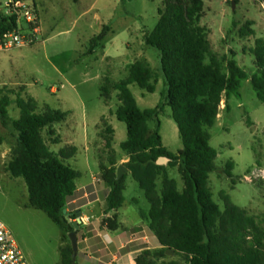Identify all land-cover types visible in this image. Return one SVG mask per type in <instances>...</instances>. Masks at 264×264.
Listing matches in <instances>:
<instances>
[{"label":"rangeland","instance_id":"374dc122","mask_svg":"<svg viewBox=\"0 0 264 264\" xmlns=\"http://www.w3.org/2000/svg\"><path fill=\"white\" fill-rule=\"evenodd\" d=\"M4 1L0 0V6ZM164 1L90 0L95 4L85 15L73 7L70 15L59 12L56 20L47 16L46 30L38 43L0 51V89L13 101L9 107L13 119L20 117L15 103L18 93L24 99L37 101L39 112L49 106L69 113L65 122L54 125L61 136L60 143H51L47 129L43 136L52 152L77 148L75 156L63 161L80 173L78 187L91 183L92 175L99 176L100 160L108 163L112 155L99 137L104 119L115 131L113 154L117 160L127 156L121 148L128 138L127 125L115 114L120 105L119 92L114 91L106 103L100 90L104 78L119 83L129 76L132 64L147 61L160 76L156 92L148 93L137 84L130 85V90L142 110L156 108L163 99L165 86L160 54L145 44L144 37L156 27ZM263 1L204 0L202 24L210 30L209 39L215 53L234 58L249 75L230 100L224 97L218 121L208 129L211 146L218 152L216 170L210 174V188L222 209L223 196L227 194L235 205L254 216L264 230V104L251 82V77L258 72L252 49L258 39H264ZM248 23L252 24L254 35L241 37L239 31ZM104 26H110L112 31L106 48L89 54L92 38ZM84 112L87 119L83 117ZM159 121L164 146L178 154L183 143L170 107L161 112ZM156 123L151 122L152 129ZM16 145V133L0 120V221L12 232L28 264H62L63 251L72 248L70 233L46 213L33 208L25 180L15 179L7 171ZM230 161L235 164L232 178L225 173ZM169 177L183 191L184 181L178 168H170ZM157 184L161 190L162 180ZM126 186V204L121 209V217L129 215L132 221L138 217L137 212H148L150 203L130 174H127ZM84 213L98 215L88 210ZM166 261L183 264L179 257H168Z\"/></svg>","mask_w":264,"mask_h":264},{"label":"trees","instance_id":"16d2710c","mask_svg":"<svg viewBox=\"0 0 264 264\" xmlns=\"http://www.w3.org/2000/svg\"><path fill=\"white\" fill-rule=\"evenodd\" d=\"M204 16V0H165L156 27L145 35V44L160 54L164 78L165 93L156 108L140 109L130 90V85L137 84L148 93L156 92L160 76L147 61L132 64L129 76L119 83L104 78L100 88L106 103L114 91L119 92L120 105L115 114L127 125L128 138L121 145L129 158L125 166L150 203V210H141L140 215L161 245L160 250L143 251L136 264H180L167 262L168 257H179L183 264H264V230L257 219L235 205L227 194L223 196L222 209L210 188V174L216 170L218 152L211 146L208 129L217 123L224 97L230 100L249 75L234 58L215 53L210 30L202 24ZM251 25L240 29L241 37L254 35ZM11 27L0 25L1 29ZM109 32L110 28L104 27L92 38L89 54H94ZM252 53L258 72L251 82L264 104L263 38L256 41ZM12 103L9 94L0 89L1 123L12 128L17 139L7 171L15 179L25 180L33 208L71 233L74 228L64 210L77 191L80 173L63 160L75 156L77 148L66 147L54 153L43 136L47 129L51 143H60L54 125L65 122L69 113L49 106L39 112L37 101L18 94L15 103L20 117L13 119L9 113ZM166 107L172 110L183 143L178 154L167 150L160 134L159 116ZM155 121L156 127L152 129L150 124ZM114 135V129L104 119L99 137L105 150L112 153L108 163L100 160L102 178L111 190L108 211H119L126 201L127 175L117 180ZM162 157L170 160L168 165L157 164ZM170 168H178L184 181L183 191L169 177ZM234 168L233 161L227 163L228 177H233ZM160 179L161 190L157 184ZM70 218L75 219L76 215L70 214ZM119 225L117 214L103 220V226L110 231L118 230ZM171 250L174 256L168 254ZM62 257V264H77L72 248L64 250Z\"/></svg>","mask_w":264,"mask_h":264},{"label":"crops","instance_id":"0c3cea01","mask_svg":"<svg viewBox=\"0 0 264 264\" xmlns=\"http://www.w3.org/2000/svg\"><path fill=\"white\" fill-rule=\"evenodd\" d=\"M71 1L35 0L40 17L41 32L46 30L45 19L47 16L51 15L56 20L59 12L70 15L73 7H77L81 11V14L85 15L95 4L91 3L90 0ZM104 27L110 28V26ZM111 32L110 28L108 35ZM106 40L94 53L106 48ZM104 55L106 57V54ZM83 117L87 119L88 115L86 112H84ZM117 161L118 166L121 164L125 165L129 161V158L125 156L123 159ZM110 191V188L104 183L101 174L99 176L92 175L91 183L81 187L77 186L74 196L68 199L66 207L68 215L73 213L76 215L78 211L82 213L83 223L78 233L79 254L76 259L77 264H136V258L143 251H157L161 249L158 239L150 230L148 222L141 218L140 212H137L138 217L132 221H129V215H126L124 218L121 217V209L126 204V201L119 211H108L107 198ZM71 205L74 206L73 209L70 208ZM84 210H88L90 213L97 212L98 215H88L84 213ZM116 214L120 224L118 230L110 231L101 225L104 219L112 218Z\"/></svg>","mask_w":264,"mask_h":264},{"label":"built area","instance_id":"2783aa9c","mask_svg":"<svg viewBox=\"0 0 264 264\" xmlns=\"http://www.w3.org/2000/svg\"><path fill=\"white\" fill-rule=\"evenodd\" d=\"M0 25L12 26L0 28V51L32 46L40 41L41 23L35 0H5L0 6ZM0 264H28L12 232L1 221Z\"/></svg>","mask_w":264,"mask_h":264},{"label":"water","instance_id":"95a60500","mask_svg":"<svg viewBox=\"0 0 264 264\" xmlns=\"http://www.w3.org/2000/svg\"><path fill=\"white\" fill-rule=\"evenodd\" d=\"M234 9H235V3L233 2V10ZM169 162L170 160L168 158L162 157L157 161V164L168 165ZM129 172H130L129 169L124 164H121L117 170V180L122 179ZM64 214L66 215V218L70 222L71 226L74 228V231L70 233V240H71L72 249L74 252V260H76L79 254L78 231L80 230L81 225H82V219H81L82 213L80 211L76 213L77 218L75 221H70V217L67 215V210H64ZM168 254L170 256H174L175 252L171 250L168 252Z\"/></svg>","mask_w":264,"mask_h":264}]
</instances>
